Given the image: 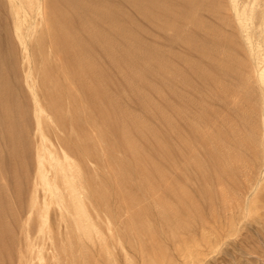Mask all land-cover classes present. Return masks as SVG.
Wrapping results in <instances>:
<instances>
[{"label":"rangeland","instance_id":"obj_1","mask_svg":"<svg viewBox=\"0 0 264 264\" xmlns=\"http://www.w3.org/2000/svg\"><path fill=\"white\" fill-rule=\"evenodd\" d=\"M239 1L0 0V264H264V221L239 226L222 202L251 182L264 217V0Z\"/></svg>","mask_w":264,"mask_h":264},{"label":"bare ground","instance_id":"obj_2","mask_svg":"<svg viewBox=\"0 0 264 264\" xmlns=\"http://www.w3.org/2000/svg\"><path fill=\"white\" fill-rule=\"evenodd\" d=\"M238 1H239V0H238ZM241 2H242V5H241V6H242V9H241V11H243V12H245V13H248V12H249L250 15H253L252 13H250V12L253 10V9H251V8L253 7L252 4L257 3L258 0H243V1L241 0ZM25 3H26V2H25ZM239 3H240V1H239ZM231 4H232V3L230 2V5H231ZM257 4H258V3H257ZM257 4H256V6H258ZM237 5H238V4H237ZM260 5H261V4H260ZM13 6H14V5H13ZM235 6H236V5H235ZM30 8H31V7H30ZM260 8H261V7H260ZM260 8H259V9H260ZM262 8H263V7H262ZM217 9H218V8H217ZM259 9H258V10H259ZM38 10H39V9H38ZM235 10H236V9H235ZM258 10H256V11H258ZM21 11H22V10H21ZM232 11H233V10H232ZM256 11H255V13H256ZM222 12H223V11H222ZM245 13H244V14H245ZM260 13H261V12H260ZM35 14H36V13H35ZM234 14H236V11L234 12ZM239 14H240V13H239ZM38 15H39V14H38ZM261 15H262V14H261ZM14 16H15V15H14ZM235 16H236V15H235ZM242 16H243V15H242ZM259 16H260V14H259ZM259 16H258V17H259ZM225 17H226V16H225ZM225 17H224V19H225ZM246 17H247V16H246ZM263 17H264V16H263ZM250 18H251V17H250ZM250 18H249V19H250ZM21 19H22V18H21ZM235 19H236V18H235ZM31 20H32V19H31ZM237 20H238V19H237ZM237 20H236V22H237ZM247 20H248V19H247ZM220 21H221V19H220ZM239 21H240V20H239ZM248 21H249V20H248ZM252 21H253V20H252ZM258 21H259V20H258ZM263 21H264V20H263ZM240 22H242V20H241ZM245 22H246V21H245ZM254 22H255V21H254ZM259 22H260V21H259ZM256 23H257V22H256ZM261 23H262V22H261ZM263 23H264V22H263ZM254 24H255V23H254ZM249 25H250V24H249ZM252 25H253V24H252ZM256 25H257V24H256ZM256 25H255V26H256ZM258 25H259V24H258ZM225 26H226V25H225ZM239 26H240V25H239ZM239 26H238V27H239ZM241 26H242V27L244 28V30H245L246 23H241ZM242 27H241V29H242ZM249 27H250V26H249ZM253 27H254V26H253ZM258 27H259V26H258ZM261 27H262V26H261ZM252 29H253V28H252ZM256 29H257L258 31H260L259 28H256ZM263 29H264V28H263ZM263 29H261V30H263ZM17 30H18V29H17ZM59 30H60V29H59ZM242 30H243V29H242ZM249 30H250V29H249ZM210 31H211V30H210ZM245 31H247V30H245ZM254 31H256V30H254ZM256 32H257V31H256ZM245 33H246V32H245ZM258 33H259V32H258ZM261 33H262V32H261ZM47 34H48V33H47ZM239 35H240V34H239ZM243 35H244V33H243ZM250 35H251V34H250ZM257 35H258V34H257ZM260 35H261V34H260ZM31 36H32V35H31ZM53 36H54V35H53ZM244 36L246 37L247 35H244ZM68 37H69V36H68ZM232 37H233V36H232ZM238 37H239V36H238ZM251 37H252V35H251ZM258 37H259V35H258ZM258 37H257V38H258ZM263 37H264V36H263ZM229 38H230V37H229ZM257 38H256V39H257ZM261 38H262V37H261ZM29 39H30V38H29ZM230 39H231V38H230ZM238 39H239V38H238ZM245 39H246V41H244V43L248 41L247 38H245ZM256 39H255V40H256ZM258 39H259V38H258ZM215 40H216V38H215ZM225 40H226V39H225ZM252 40H253V39H252ZM263 40H264V38L262 39V45H263V43H264ZM212 41H213V40H212ZM220 41H221V40H220ZM228 41H229V39H228L226 42H228ZM29 42H30V41H29ZM233 42H234V41H232V43H233ZM259 42H260V40H259ZM256 43H258V42H256ZM256 43H255V45H256ZM60 44H61V43H60ZM236 44H238V43H236ZM247 44L249 45V43H247ZM239 45H240V43H239ZM248 45H247V46H248ZM255 45H254V46H255ZM58 46H59V45H58ZM58 46H57V47H58ZM226 46H227V45H226ZM236 46H237V45H236ZM242 46H243V45H242ZM259 46H260V45H259ZM259 46H258V47H259ZM220 47H221V46H220ZM238 47H239V46H238ZM250 47H251V46H250ZM256 47H257V46H256ZM263 47H264V46H263ZM212 48H213V46H212ZM223 48H224V47H223ZM246 48H247V47H246ZM234 49H235V48H234ZM237 49H238V48H237ZM247 49H248V48H247ZM249 49H250V48H249ZM238 50H239V49H238ZM241 50H243V48H242ZM258 50H259V48H258ZM263 50H264V49H262V51H263ZM220 51H221V50H220ZM228 51H229V50H228ZM250 51H252V49H251ZM255 51H256V50H254V52H255ZM233 52H234V51H233ZM235 52H236V51H235ZM240 52H241V51H240ZM258 52H259V51H258ZM263 52H264V51H263ZM263 52H262V53H263ZM212 53H213V51H212ZM215 53H216V52H215ZM217 53H218V52H217ZM224 53H225V52H224ZM251 53H252V52H251ZM251 53H250V54H251ZM213 54H214V53H213ZM252 54H253V53H252ZM205 55H206V53H205ZM227 55H228V52H227ZM227 55H226V56H227ZM244 55H245V54H244ZM255 55H256V54H255ZM207 56H209V55H207ZM214 56H215V55H214ZM220 56H221V55H220ZM236 56H237V55H236ZM251 56H252V55H251ZM259 56H260V54H259ZM259 56H258V57H259ZM223 57H224V56H223ZM234 57H235V56H234ZM245 57H246V56H245ZM228 58H229V57H228ZM235 58H236V57H235ZM256 58H257V57H256ZM243 59H244V58H243ZM243 59H242V60H243ZM258 59H259V58H258ZM263 59H264V58H263ZM263 59H262V60H263ZM259 60H260V59H259ZM228 61H229V60H228ZM246 61H247V60H246ZM234 62H235V61H234ZM222 63H223V62H222ZM222 63H221V64H222ZM231 63H232V62H231ZM235 63H236V62H235ZM238 63H239V62H238ZM257 63H259V62H257ZM239 64H240V63H239ZM249 64H250V63H249ZM255 64H256V61H255ZM259 64H262V63H259ZM259 64H258L257 66H259ZM241 65H242V63H241ZM241 65H240V66H241ZM246 65H247V64H246ZM222 66H224V65L222 64ZM234 66H235V65H234ZM240 66H238V67H240ZM243 66H244V68H245V65H243ZM249 67H250V65H249ZM218 68H219V67H218ZM229 68H230V67H229ZM231 68H232V67H231ZM252 68H253V66H252ZM256 68H257V67H256ZM259 68H260V67H259ZM261 68H262V67H261ZM224 69H225V68H224ZM224 69H223V70H224ZM235 69H236V67H235ZM253 69H254V68H253ZM236 70H237V69H236ZM239 70H240V69H239ZM247 70H248V67H247ZM254 70H255V69H254ZM261 70H262V69H261ZM261 70H260V72H258L259 74H258L257 76H258V79H259L260 83H261L262 86H263V87L261 86V88H264V70H262V71H261ZM251 71H252V70H251ZM234 73H235V72H234ZM243 73H244V72H243ZM249 73H250V72H249ZM255 73H256V72H255ZM228 74H229V73H228ZM238 74H239V72H238ZM238 74H237V75H238ZM218 75H219V73H218ZM242 75H243V74H241V76H242ZM250 75L253 76L252 74H250ZM231 76H232V74H231ZM246 76H249V75H246ZM227 77H229V76H227ZM237 77H238V76H237ZM253 78H254V77H253ZM227 79H228V78H227ZM241 79H242V78H241ZM247 79H248V77H247ZM249 79H250V78H249ZM228 80H230V79H228ZM239 80H240V79H239ZM222 81H223V80H222ZM225 81H226V80H225ZM235 81H236V80H235ZM246 81H247V80H246ZM242 82H244V81H242ZM226 83H227V82H226ZM231 83H232V82H231ZM248 83H249V82H248ZM256 83H257V82H256ZM221 84H222V83H221ZM233 84H235V83H233ZM245 84H246V83H245ZM245 84H244V85H245ZM33 85H34V84H33ZM223 85H224V84H223ZM225 85H226V84H225ZM227 85H228V84H227ZM244 85H243V86H244ZM248 85H249V84H248ZM230 86H231V85H230ZM219 87H220V86H219ZM222 87H223V86H222ZM222 87H221V89H222ZM227 87H228V86H227ZM238 87H239V86H238ZM240 87H241V85H240ZM244 87H245V86H244ZM253 88H254V87H253ZM261 88H260V89H261ZM221 89H220V90H221ZM258 89H259V87H258ZM234 90H235V89H234ZM247 90H248V89H247ZM250 90H251V89H250ZM31 91H32V90H31ZM222 91H223V90H222ZM231 91H232V87H231ZM236 91H237V90H236ZM236 91H235V92H236ZM255 91H256V90H255ZM258 91L260 92V90H258ZM242 92H244V91L242 90ZM242 92L240 91V94H241ZM220 93H221V92H220ZM249 93H250V92H249ZM251 93H252V91H251ZM261 93H262V92H261ZM255 94H256V93H255ZM234 95H235V94H234ZM237 95H238V93H237ZM258 95H259V93H258ZM243 96H244V95H243ZM247 96H248V94H247ZM250 96H251V94H250ZM252 96H253V94H252ZM256 96H257V94H256ZM256 96H255V97H256ZM260 96H261V94H260ZM238 97H239V96H238ZM238 97H236V98L238 99ZM253 97H254V96H253ZM223 98H224V96L222 97V99H223ZM236 98H235V100H237ZM245 98H247V97H245ZM257 98H258V97H257ZM258 99H259V98H258ZM258 99H256V100L258 101ZM253 100H255V99H253ZM250 101H252L251 98H250ZM262 101H263V97H262ZM238 102H239V101H238ZM252 102H253V101H252ZM226 103H227V102H226ZM226 103H225V105H226ZM229 103H230V102H229ZM234 103H235V102H234ZM254 103H255V102H254ZM259 103H261V102H259ZM237 104H238V103H237ZM230 105H232V104H230ZM254 105H256V103H255ZM261 105H263V104H261ZM261 105H259V107H258V106H257V107L260 108ZM255 107H256V106H255ZM183 109H184V108H183ZM236 109H237V108H236ZM255 109H256V108H255ZM177 110H178V109H177ZM237 110H238V109H237ZM235 111H236V110H235ZM238 111H239V110H238ZM184 112H185V111H184ZM256 112H257V111H256ZM256 112H255V113H256ZM258 112H259V111H258ZM176 113H178V112H176ZM179 113H180V112H179ZM185 113H186V112H185ZM255 113H254V114H255ZM260 113H261V112L257 113L256 115H258V114H260ZM263 113H264V111H263ZM182 114H184V113H182ZM237 114H238V113H237ZM181 116H182V115H181ZM252 116H253V115H252ZM252 116H251V117H252ZM257 117H258V116H257ZM260 117H262V115H261ZM245 118H247V117H245ZM262 118H263V117H262ZM262 118H261V119H262ZM241 119H244V118H241ZM248 119H249V118H248ZM252 119L254 120V118H252ZM252 119H251V122H252ZM256 119H257V118H256ZM261 119H260V120H261ZM263 119H264V118H263ZM242 121H243V120H242ZM244 121H245V120H244ZM244 121H243V122H244ZM246 121H247V119H246ZM255 121H256V120H255ZM261 121H262V120H261ZM261 121H260L259 123H261ZM251 122H250V123H251ZM246 123L249 124L248 122H246ZM253 123H254V122H253ZM253 123H251V124L255 126L256 124H253ZM255 123H257V121H256ZM244 124H245V122H244ZM247 124H246V125H247ZM251 124H249V125H251ZM257 124H258V123H257ZM260 125H261V126H260ZM258 126L262 127L261 129L264 130V129H263L264 126H263L262 124H259ZM256 127H257V126H256ZM250 128H251V127H250ZM258 128H259V127H258ZM248 129H249V127H248ZM259 129H260V128H259ZM250 130H251V129H250ZM262 130H261V131H262ZM253 132H254V130H253ZM262 133H263V132H262ZM263 134H264V133H263ZM262 136H264V135H262ZM250 137H252V136H250ZM254 137H255V136H254ZM256 138H257V137H256ZM263 138H264V137H263ZM257 139H258V138H257ZM251 141H254V140L251 139ZM259 141H260V142H261V141L263 142L264 140H261V139H260ZM257 142H258V140H257ZM260 142H258L259 145L261 144ZM255 143H256V139H255L254 144H255ZM254 144H253V145H254ZM249 145H250V142H249ZM249 145H246V146L249 147ZM261 145L264 146V144H261ZM257 146H258V144H257ZM48 147H49V146H48ZM253 147H254V146H253ZM253 147L250 145V149L253 148ZM42 148H43V147H42ZM255 148H256V147H255ZM259 148H261V146H260ZM259 148H258V149H259ZM241 149H242V148H241ZM244 149H247V147H246V148L244 147ZM250 149H249V150H250ZM258 149H257V150H258ZM262 149H264V148H262ZM257 150H256L255 152H257ZM260 150H261V149H260ZM253 151H254V150H253ZM253 151H251V152H253ZM263 151H264V150H263ZM53 152H54V150H53ZM240 152H241V151H240ZM240 152H239V153H240ZM251 152L248 151V154L251 153ZM260 152H261V151H260ZM63 153H64V152H63ZM246 153H247V151H246ZM258 153H259V152H258ZM258 153H257V155H258ZM263 153H264V152H263ZM263 153H262V154H263ZM46 154H47V153H46ZM50 154H51V153H50ZM252 154H253V153H252ZM252 154H251V155H252ZM260 154H261V153H260ZM260 154H259L258 156H260ZM237 155H239V154H237ZM241 155H242V153H241ZM241 155H240V157H241ZM245 155H246V154H245ZM249 155H250V154H249ZM252 156H253V155H252ZM262 156H263V155H262ZM46 157H47V156H46ZM61 157H62V156H61ZM238 157H239V156H238ZM246 157H247V156H246ZM242 158H243V157H242ZM257 158L260 159V157H257ZM39 159H40V158H39ZM42 159H43V158H42ZM49 159H50V158H49ZM61 159H62V158H61ZM63 159H64V157H63ZM246 159H247V158H246ZM248 159H249V158H248ZM253 159H254V157H253ZM57 160H58V159H57ZM239 160H240V159H239ZM242 160H243V159H242ZM244 160H245V158H244ZM244 160H243V161H244ZM71 161H72V160H71ZM229 161H230V160H229ZM229 161H228V163H229ZM231 161H233V160H231ZM231 161H230V162H231ZM243 161H242V163H243ZM58 162H59V161H58ZM67 162H68V158H67ZM235 162H237V160H236ZM235 162H234V163H235ZM239 162H241V161H239ZM239 162H238V163H239ZM244 162L247 163L248 161H244ZM249 162H250V161H249ZM249 162H248V163H249ZM262 162H263V159H262ZM228 163H227V164H228ZM248 163H247V164H248ZM253 163H254V164H259V162H258V163H255L254 161H253ZM253 163H252V164H253ZM263 163H264V162H263ZM66 164H67V163H66ZM68 164H69V163H68ZM72 164H73V163H72ZM225 164H226V162H225ZM227 164H226V166H227ZM231 164H232V167H234L232 162H231ZM235 164H237V163H235ZM39 165H40V164H39ZM43 165H44V164H43ZM45 165H46V164H45ZM45 165H44V166H45ZM47 165H48V163H47ZM50 165L52 166V164H50ZM73 165H75V164H73ZM238 165H239V164H238ZM242 165H243V164H242ZM244 165H246V164L244 163ZM260 165H261V164H260ZM262 165H263V164H262ZM40 166H41V165H40ZM44 166H43V167H44ZM58 166H59V165H58ZM66 166H67V165H66ZM71 166H72V165H71ZM228 166H229V165H228ZM230 166H231V165H230ZM253 166H255V165H253ZM67 167H69V166H67ZM239 167H241V166H239ZM239 167H238V168H239ZM243 167H244V166H243ZM243 167L241 168V170L243 169ZM251 167H252V165H251ZM251 167H249V168L247 167L248 169H247V170H246V169H243V171L246 170V171H248V172H251V171H250V170H251V169H250ZM257 167H258V166H256L255 169H257ZM72 168H73V167H72ZM72 168H71V169H72ZM74 168H75V167H74ZM74 168H73V169H74ZM228 168H229V167H228ZM236 168H237V166H236ZM50 169H52V168L50 167ZM71 169H70V170H71ZM73 169H72V170H73ZM249 169H250V170H249ZM259 169H260V168H259ZM58 170H59V169H58ZM67 170H68V169H67ZM79 170H80V169H79ZM230 170H231V168H230ZM232 170H233V169H232ZM232 170H231V172H233ZM234 170H235V169H234ZM238 170H240V169H238ZM238 170H237V171H238ZM241 170H240V171H241ZM41 171H42V170H41ZM44 171H45V170H44ZM77 171H78V170H76V172H77ZM243 171H241V172H243ZM259 171H260V170H259ZM57 172H58V171H57ZM57 172H56V174H57ZM70 172H72V171H70ZM262 172H264V170H263ZM44 173H45V172H44ZM234 173H236V172H234ZM239 173H240V172H239ZM246 173H247V172H246ZM76 174H77V173H75V175H76ZM78 174H79V173H78ZM242 174H243V173H242ZM244 174H245V173H244ZM248 174H249V173H248ZM250 174H252V173H250ZM258 174H259V173H258ZM222 175H223V174H222ZM226 175H227V174H226ZM228 175H229V173H228ZM228 175H227V177H228ZM254 175H255V174H254ZM261 175H262V174H261ZM46 176H47V175H46ZM78 176H79V175H77L76 177H78ZM242 176H243V175H242ZM258 176H259V175H258ZM43 177H44V176H43ZM52 177H53V176H52ZM59 177H60V176H59ZM72 177H73V175H72ZM197 177H198V176H197ZM197 177H196V178H197ZM225 177H226V176H225ZM233 177H234V176H233ZM239 177H240V176H239ZM247 177H248V175H247ZM249 177H251V175H250ZM254 177H255V176H254ZM188 178H189V177H188ZM190 178H191V177H190ZM194 178H195V177H193V179H194ZM196 178H195V179H196ZM219 178H220V177H219ZM255 178H256V177H255ZM44 179H45V178H44ZM63 179H64V178H63ZM195 179H194V181H195ZM223 179H224V178H223ZM230 179H231V178H230ZM237 179L239 180V178H237ZM249 179H250V178H249ZM39 180H40V179H39ZM41 180H42V178H41ZM187 180H188V179H187ZM235 180H236V179H235ZM252 180H253V179H252ZM261 180H263V179H261ZM45 181H46V180H45ZM49 181H50V180H49ZM65 181H66V180H65ZM197 181H198V179H197ZM199 181H200V180H199ZM199 181H198L197 183H199ZM222 181H224V180H222ZM242 181H243V180H242ZM195 182H196V181H195ZM206 182H207V181H204V183H206ZM232 182H233V181H232ZM260 182H261V181H260ZM40 183H41V182H40ZM191 183H193V181H192ZM200 183H201V182H200ZM221 183H222V182H221ZM223 183H224V182H223ZM223 183H222V185H224ZM238 183L241 184L240 182H238ZM262 183H263V182H262ZM42 184H43V183H42ZM206 184H207V183H206ZM216 184H218V182H217ZM232 184H233V183H232ZM243 184H245V183H243ZM189 185H190V184H189ZM193 185H194V184H193ZM218 185H219V184H218ZM229 185H230V184H229ZM40 186H42V185L40 184ZM169 186H170V185H169ZM191 186H192V184H191ZM194 186H195V185H194ZM220 186H221V185H220ZM232 186H233V185H232ZM237 186H238V185H237ZM245 186H247L248 190L246 191V194H245L246 197L244 196L245 198H243V199H240V198H242V196H241V197L238 196V198H236V200H235V199H234V200L231 199V197H230V198H227L228 196H230V195L227 196V193H229V192H227V193L225 192V195H226V196H225V195H224V197L222 196V197L224 198V200L222 201L223 204H224V207H223V208H224V211H226V210L230 211V210H231L232 214H234L233 216L236 218V219L233 220L232 222H235V223H237V225L242 226V227H243V225H246L247 223H250V222H256V223H259V222L264 221V217L261 216V215H259V213H257V215H253V214H252V209L257 208V206H256L257 204H256V203H257V201H258V200L255 199V197H254L255 190H256L254 184H252L251 182H249V183H247V185H245ZM256 186H257V184H256ZM260 186H261V185H260ZM58 187H59V186H57L56 188H58ZM75 187H76V186H75ZM200 187H202V186H200ZM204 187H205V186H204ZM242 187H243V186H242ZM46 188H48V187H46ZM46 188H45V189H46ZM195 188H196V186H195ZM211 188H212V187H211ZM213 188H216V187H214V185H213ZM213 188H212V190H213ZM218 188H219V186H218ZM222 188H223V187H222ZM224 188H225V187H224ZM230 188H232V187H230ZM230 188H229V189H230ZM257 188H258V187H257ZM262 188H263V186H262ZM48 189H49V188H48ZM60 189H61V188H60ZM79 189H80V188H78V191H79ZM171 189H173V188H171ZM206 189H208V188L206 187ZM236 189H237V188H236ZM58 190H59V189H58ZM69 190H70V189H69ZM69 190H68V191H69ZM167 190H168V189H167ZM169 190H170V189H169ZM176 190H177V189H176ZM215 190H218V189H215ZM222 190H223V189H222ZM225 190H227V189H225ZM260 190H261V189H260ZM45 191H47V190H45ZM203 191H205V190L202 189V193H203ZM228 191H229V190H228ZM263 191H264V190H263ZM74 192H75V191H74ZM169 192H170V191H169ZM174 192H175V191H174ZM195 192H196V191H195ZM213 192H215V191H213ZM213 192H212V194H213ZM220 192H222V191L220 190ZM230 192H232V189H231ZM234 192H235V191H234ZM234 192H233V193H234ZM237 192H238V191H237ZM237 192H236V193H237ZM258 192H259V191H258ZM258 192H257V193H258ZM49 193H50V191H49ZM78 193H79V192H78ZM158 193H159V192H158ZM158 193H157V194H158ZM170 193H171V192H170ZM175 193H176V192H175ZM178 193H179V192H178ZM197 193H198V192H197ZM207 193H208V191H207ZM223 193H224V192H223ZM236 193H235V195H236ZM260 193H261V192H260ZM166 194H167V193H166ZM188 194H189V193H188ZM214 194H215V193H214ZM214 194H213V196H214ZM50 195H51V194H50ZM56 195H57V194H56ZM71 195H72V194H71ZM154 195H155V194H154ZM158 195H159V194H158ZM169 195H170V194H169ZM171 195H172V194H171ZM183 195H184V194H183ZM190 195H192V194H190ZM199 195H200V194H199ZM201 195H203V194H201ZM204 195H206V194L204 193ZM220 195H221V194H220ZM233 195H234V194H233ZM235 195H234V196H235ZM241 195H243V194H241ZM259 195H260V194H259ZM75 196H76V195H75ZM161 196H164L163 199L165 198V195L162 194ZM161 196H160V197H161ZM184 196H185V195H184ZM213 196H212V197H213ZM236 196H237V195H236ZM261 196H263V195H261ZM63 197H64V196H63ZM63 197H62V198H63ZM158 197H159V196H158ZM169 197H170V196H169ZM173 197H174V196H173ZM186 197H187V196H186ZM201 197H202V196H201ZM212 197L210 196V198H212ZM222 197H221V199H223ZM58 198H59V197H58ZM148 198H149V197H148ZM188 198H190V197H188ZM188 198H187V199H188ZM204 198H205V196L202 197V199H204ZM208 198H209V197H208ZM208 198H207V199H208ZM214 198H215V197H214ZM216 198L218 199V197H216ZM232 198H233V197H232ZM263 198H264V197H263ZM72 199H73V198H72ZM142 199H143V198H142ZM158 199H159V198H158ZM173 199H174V198H173ZM177 199H178V198H177ZM179 199H181V198H179ZM185 199H186V198H185ZM192 199H193V198H192ZM196 199H197V198H196ZM199 199L202 201L201 198H199ZM205 199H206V198H205ZM205 199H204V200H205ZM260 199H261V198H260ZM75 200H76V198H75ZM81 200H82V199H81ZM149 200H152V199L149 198ZM154 200H155V197H154ZM169 200H170V199H169ZM208 200H210V199H208ZM155 201H156V200H155ZM175 201H176V200H175ZM193 201H194V200H193ZM212 201H213V202L216 201V202H214L215 204L218 203V202H217L218 200H213V199H212ZM212 201H211L210 203H213ZM219 201H221V200H219ZM260 201H261V200H260ZM142 202H143V201H142ZM146 202H147V201H146ZM162 202H163V201H162ZM180 202H181V201H180ZM189 202H191V201L189 200ZM61 203H62V202H61ZM143 203H144V202H143ZM156 203H157V202H156ZM165 203H166V201H165ZM168 203H170V201H168ZM168 203H167V204H168ZM173 203H175V202H173ZM178 203H179V200H178ZM178 203H176V204L178 205ZM183 203H184V202H183ZM193 203H194V202H193ZM195 203H197V202H195ZM198 203H199V202H198ZM198 203H197V204H198ZM203 203H204V202H203ZM210 203H209V204H210ZM47 204H48V203H47ZM59 204H60V203H59ZM65 204H66V203H65ZM72 204H73V203H72ZM158 204H159V203H158ZM158 204H157V205H158ZM167 204H166V205H167ZM188 204H189V203H188ZM191 204H192V203H191ZM191 204L189 205L190 207H191ZM201 204H202V202H201ZM206 204H207V203H206ZM206 204H205V205H206ZM223 204H222V206H223ZM34 205H35V204H34ZM61 205H62V204H61ZM83 205H84V204H83ZM137 205H138V203H137ZM139 205H140V204H139ZM180 205H181V204H180ZM205 205H204V207H205ZM211 205H212V204H211ZM220 205H221V203H220ZM36 206H38V205H36ZM43 206H45V205L43 204ZM47 206H49V204H48ZM67 206H68V205H67ZM167 206H169V205H167ZM171 206H174V205H171ZM171 206H170V207H171ZM183 206H184V205H183ZM185 206H186V205H185ZM192 206H194V209H196V210L198 209V208L195 207V206H197V205H192ZM201 206H202V205H201ZM201 206H200V207H201ZM34 207H35V206H34ZM84 207H85V206H84ZM137 207H138V206H137ZM137 207H136V209H137ZM148 207H149V206H148ZM150 207H151V206H150ZM163 207H164V206H163ZM175 207H176V205H175ZM206 207H207V206H206ZM209 207H210V206H209ZM216 207H218V206H216ZM39 208H40V207H39ZM61 208H62V207H61ZM153 208H154V207H153ZM155 208H157V207H155ZM164 208H165V210H166V209H168L169 207H168V208H167V207H164ZM177 208H178V207H176V209H177ZM191 208H192V207H191ZM220 208H222V207L219 206V209H220ZM223 208H222L221 211H223ZM37 209H38V208H37ZM85 209H86V208H85ZM160 209H161V208H160ZM199 209H202V210H203V208H199ZM207 209H208V208H207ZM39 210H40V209H39ZM44 210H45V209H44ZM139 210H141V209L139 208ZM142 210H143V209H142ZM177 210H178V209H177ZM181 210H183V209L181 208ZM188 210H189V209H188ZM191 210H192V209H191ZM196 210H195V211H196ZM205 210H206V209H205ZM208 210H209V209H208ZM213 210H214V209H213ZM41 211H42V210H41ZM79 211H80V210H79ZM81 211H83V210H81ZM154 211H155V210H154ZM175 211H176V210H175ZM199 211H200V210H199ZM217 211H218V210H217ZM221 211H220V212H221ZM261 211H262V210H261ZM144 212H146V209H145ZM157 212H158V211H157ZM178 212H179V211H178ZM178 212H177V215L180 214L182 211H181L180 213H178ZM201 212H202V211H201ZM201 212H199V213H200L201 215H203ZM209 212H210V211H209ZM209 212H208V214H209ZM212 212H214V211H212ZM212 212H211V214H210L211 216H213V214H214V213L212 214ZM130 213H131V211H130ZM134 213H135V212H134ZM136 213H137V212H136ZM136 213H135V215H136ZM146 213H148V211H147ZM150 213H151V211H150ZM160 213H162V211H161ZM167 213H168V212H167ZM167 213H165V214H167ZM170 213H171V211H170ZM175 213H176V212H175ZM184 213H185L184 215L187 214L185 210H184ZM191 213H192V212H191ZM194 213H195V212H194ZM205 213H206V212H205ZM217 213H219V212H217ZM221 213H222V212H221ZM225 213H226V212H225ZM227 213H228V212H227ZM253 213H255V212H253ZM38 214H39V212H38ZM44 214H45V211H44ZM81 214H82V213H81ZM157 214H158V213H157ZM163 214H164V213H163ZM188 214H189V211H188ZM197 214H198V212H197ZM197 214H196V215H197ZM200 214H199V215H200ZM222 214H223V213H222ZM229 214H230V213H229ZM83 215H84V214H83ZM83 215H82V216H83ZM149 215H151V214H149ZM149 215H148V216H149ZM158 215H159V214H158ZM160 215H162V214H160ZM173 215H175V214L173 213ZM173 215H172V216H173ZM177 215H176V216H177ZM196 215H195V216H196ZM199 215H198V216H199ZM201 215H200V219H199V218L197 219L198 216H196L195 220H199V221L201 220V221H200L201 224H199V222H198V225H199V226L201 225L200 228H203V230H206V229H204V228H205L206 225H207L206 223H209L210 220H206V219L202 218ZM204 215H205V214H204ZM223 215H225V214H223ZM223 215H222V216H223ZM235 215H236V216H235ZM41 216H42V215H41ZM43 216H44V215H43ZM90 216H91V215H90ZM153 216H154V215H153ZM153 216H152V217H153ZM156 216H157V215H156ZM164 216H165V215H164ZM189 216H190V215H189ZM189 216H188V217H189ZM192 216H193V215H192ZM192 216H191V217H192ZM208 216H209V215H208ZM208 216H207V217H208ZM211 216H210V217H211ZM214 216H215V215H214ZM217 216H219V215H217ZM226 216H228V215H225L224 217H226ZM229 216H230V215H229ZM231 216H232V215H231ZM44 217H45V216H44ZM83 217H84V216H83ZM83 217H81V218L84 220L85 218H83ZM142 217H144V216L142 215ZM154 217H155V216H154ZM154 217H153V218H154ZM158 217H159V216H158ZM166 217H167V216H166ZM173 217H174V216H173ZM178 217H179V216H178ZM178 217H177V218H178ZM183 217L185 218V217H187V216H183ZM90 218H92V217H90ZM136 218H137V216H136ZM140 218H141V217H140ZM144 218H146V217H144ZM144 218H143V221H144ZM150 218H151V217H150ZM160 218H162V217H160ZM164 218H165V217H164ZM168 218H169V217H168ZM192 218H193V217H192ZM208 218H209V217H208ZM222 218H223V217H222ZM40 219H43V218H40ZM47 219H48V218H47ZM79 219H80V217H79ZM93 219H94V218H93ZM93 219H92V220H93ZM127 219H128V218H127ZM129 219H130V218H129ZM131 219H132V217H131ZM133 219H134V218H133ZM174 219H176V218H174ZM178 219H180V217H179ZM213 219H214V221H215V218H214V217H213ZM213 219H212V222H213ZM225 219H226V218H224V221H225ZM231 219H232V218H231ZM83 220H82V221H83ZM147 220H148V219H147ZM147 220L145 219V221H147ZM165 220H166V219H165ZM171 220H172V218H171ZM176 220H177V219H176ZM182 220H183V219H182ZM228 220H229V222L231 221L230 219H228ZM87 221H88V219H87ZM87 221H85V222H87ZM90 221H91V220H90ZM162 221H164V220H162ZM172 221H173V220H172ZM218 221H219V220H218ZM224 221H223V222H224ZM79 222H80V221H79ZM137 222H138V221H137ZM159 222H160V219H159ZM159 222H158V223H159ZM175 222H177V221H175ZM179 222H181V221H179ZM192 222H193V220H191L190 224H191ZM219 222H221V220H220ZM219 222H217V223H219ZM43 223H44V222H43ZM81 223H82V222H81ZM83 223H84V222H83ZM92 223H93V222H92ZM94 223H95V222H94ZM111 223H112V221H111ZM132 223H133V221H132ZM140 223H141V222H140ZM149 223H150V221H149ZM182 223H183V222H182ZM186 223H187V221H186ZM210 223H211V222H210ZM210 223H209V224H210ZM213 223H214V222H213ZM238 223H239V224H238ZM97 224H98V223H97ZM123 224H124V223H123ZM143 224H144V223H143ZM150 224H151V223H150ZM175 224H176V223H175ZM180 224H181V223H180ZM187 224H188V223H187ZM187 224H186V225H187ZM211 224H212V223H211ZM214 224H216V223H214ZM214 224H213V225H214ZM220 224H221V223H220ZM227 224H228V223H227ZM227 224H226V226H228ZM229 224H230V223H229ZM260 224H261V223H260ZM87 225H89V224H87ZM99 225H100V224H99ZM107 225H108V224H107ZM131 225H132V224H131ZM153 225H154V224H153ZM159 225H160V224H159ZM183 225H184V224H183ZM191 225H192V224H191ZM191 225H190V228H191ZM95 226H96V225H95ZM109 226H110V225H109ZM115 226H116V225H115ZM129 226H130V225H129ZM145 226H146V224H145ZM166 226H168V225H166ZM171 226H173V225L171 224ZM184 226H185V225H184ZM192 226H193V225H192ZM210 226H211V225H210ZM218 226H219V224H218ZM223 226H224V223H223ZM232 226H233V224H232ZM87 227H88V226H86L85 228H87ZM139 227H140V226H139ZM143 227H144V226H143ZM147 227H148V226H147ZM149 227H150V226H149ZM149 227H148V229H149ZM175 227H176V226H175ZM177 227H178V226H177ZM177 227H176V228H177ZM179 227H180V225H179ZM187 227H189V226H187ZM187 227H186V228L183 227V228L187 229ZM194 227H197V224H195ZM207 227H208V226H207ZM229 227H230V226H229ZM235 227H236V226H235ZM96 228H97V226H96ZM114 228H115V227H114ZM121 228L124 229L123 227H121ZM131 228H132V227H131ZM145 228H146V227H145ZM165 228H166V227H165ZM167 228H168V227H167ZM171 228H172V227H171ZM209 228H211V227H209ZM93 229H94V228H93ZM148 229H147V230H148ZM151 229H152V227H151ZM151 229H150V230H151ZM173 229H174V227H173ZM179 229H180V228H179ZM214 229H215V228H214ZM217 229H219V227H218ZM223 229H224V228H223ZM227 229H228V227H227ZM102 230H103V229H102ZM109 230H110V229H109ZM117 230H118V229H117ZM134 230H135V228H134ZM162 230H163V229H162ZM169 230H170V227H169ZM192 230H194V229L192 228ZM195 230H196V229H195ZM199 230H200V229H199ZM203 230H200V231L198 232V234H202L201 231H203ZM219 230H220V229H219ZM225 230H226V229H225ZM233 230H234V228H233ZM105 231H107V230H105ZM130 231H131V230H130ZM143 231H144V230H143ZM152 231H153V230H152ZM167 231H168V230H166V233H167ZM176 231H177V230H176ZM182 231H183V230H182V227H181V232H182ZM186 231H187V230H186ZM186 231H185V232H186ZM197 231H198V229H197ZM209 231H213V229H212V230L210 229ZM209 231H208V232H209ZM214 231H215V230H214ZM226 231H229V230H226ZM226 231H224V232L226 233ZM94 232H95V231H94ZM128 232H129V231H128ZM128 232H127V233H128ZM131 232H132V231H131ZM134 232H135V231H134ZM148 232H149V231H148ZM156 232H157V231H156ZM160 232H161V231H160ZM183 232H184V231H183ZM189 232H190V231H189ZM191 232L193 233V231H191ZM194 232H195V231H194ZM215 232H216V231H215ZM230 232H231V231H230ZM237 232H238V231H237ZM90 233H91V231H90ZM95 233H96V232H95ZM150 233H151V232H150ZM153 233H154V232H153ZM169 233H171V232L169 231ZM186 233H187V232H186ZM186 233H184V234H186ZM210 233H211V232H210ZM225 233H223V234H225ZM123 234H124V233H123ZM174 234H176V233H174ZM184 234H183V235H184ZM187 234H188V233H187ZM195 234H196V232H195ZM198 234H197V235H198ZM205 234H207V233H205ZM214 234H215V233H214ZM223 234L221 233V236H222ZM90 235H91V234H90ZM96 235H97V234H96ZM108 235H109V234H108ZM149 235H152V234H149ZM158 235H159V234H158ZM163 235H164V234H163ZM167 235H168V233H167ZM176 235H177V234H176ZM189 235H192V234H189ZM208 235H209V234H208ZM212 235H213V234H211V236H212ZM229 235H230V234H229ZM233 235H234V234H233ZM98 236H99V235H98ZM98 236H97V238H98ZM100 236H101V235H100ZM110 236H111V235H110ZM110 236H109V237H110ZM112 236H113V234H112ZM142 236H143V235H142ZM171 236H172V234H171ZM186 236H187V235H186ZM194 236H195V235H194ZM202 236H203V234H202ZM204 236H206V235H204ZM204 236H203V237H204ZM216 236H217V235H216ZM221 236H219V237L221 238ZM223 236H224V235H223ZM90 237H91V236H90ZM127 237H128V236H127ZM133 237H134V236H133ZM145 237H146V236H145ZM152 237H154V236H152ZM176 237H177V236H176ZM178 237H180V235H178ZM178 237H177V238H178ZM188 237H190V236H188ZM230 237H231V236H230ZM262 237H263V236H262ZM91 238H92V237H91ZM101 238H102V237H101ZM121 238H122V237H121ZM147 238H148V236H147ZM157 238H158V237H157ZM170 238H171V237H170ZM177 238H175V239H177ZM194 238H196V237H194ZM209 238H210V237H209ZM215 238H216V237H215ZM215 238H214V241H215ZM217 238H218V237H217ZM223 238H224V237H223ZM223 238H221V240H224ZM95 239H96V238H95ZM111 239H112V238H111ZM115 239H117V238H115ZM143 239H144V238H143ZM173 239H174V238H173ZM173 239H171V240H173ZM179 239H180V238H179ZM181 239H185V238H181ZM191 239H192V238L190 237V240H191ZM201 239H202V238H201ZM206 239H207V238H206ZM210 239H211V238H210ZM232 239H233V238H232ZM255 239H256V238H255ZM109 240H110V239H109ZM122 240H123V239H122ZM124 240H125V239H124ZM127 240L129 241V239H127ZM151 240H152V239H151ZM151 240H150V242L152 243ZM155 240H156V239H155ZM166 240H167V239H166ZM187 240H189V238H188ZM187 240H184V241H186V244L188 245ZM193 240H196V239H193ZM193 240H192V241H193ZM233 240H234V239H233ZM238 240H239V239H238ZM90 241H93V240H90ZM98 241H99V240H98ZM117 241H118V240H117ZM117 241H115V242H117ZM119 241H120V240H119ZM137 241H138V240H137ZM137 241H136V242H137ZM146 241L149 243V240H146ZM164 241H165V240H164ZM184 241H183V242H184ZM206 241H207V240H206ZM206 241H204V242H205V245H206ZM209 241H210V240H209ZM214 241H213V242H214ZM249 241H250V240H249ZM99 242H100V241H99ZM111 242H112V241H111ZM144 242H145V241H144ZM159 242H160V241H159ZM159 242H158V243H159ZM161 242H162V241H161ZM173 242H174V241H173ZM175 242H176V241H175ZM175 242L173 243V244H174V247L177 245ZM180 242H181V241H180ZM183 242H182V244L185 245ZM193 242H194V241H193ZM193 242H192V245H193ZM195 242H196V241H195ZM220 242H222V241H220ZM108 243H109V242H108ZM153 243H154V242H153ZM155 243H156V242H155ZM177 243L180 244L178 241H177ZM201 243H202V241H201ZM209 243H210V242H209ZM92 244H93V243H92ZM105 244H107V243H105ZM117 244H119V243H117ZM117 244H116V245H117ZM121 244H122V243H121ZM134 244H135V243H134ZM136 244H137V243H136ZM138 244H139V243H138ZM140 244H141V243H140ZM182 244H180V245H182ZM190 244H191V243H190ZM251 244H252V243H251ZM256 244H257V243H256ZM93 245H94V244H93ZM96 245H97V244H96ZM113 245H114V244H113ZM116 245H115V247H116ZM145 245H146V244H145ZM164 245H165V244H164ZM187 245H186V247H187ZM192 245H191L190 247H192ZM198 245H199V244H198ZM201 245H202V244H201ZM218 245H220V243L217 244V246H218ZM237 245H238V244H237ZM94 246H95V245H94ZM100 246H102V245H100ZM138 246H140V245H138ZM146 246H147V245H146ZM213 246H214V244H213ZM102 247H103V246H102ZM109 247H110V246H109ZM109 247H108V248H109ZM153 247H154V246H153ZM157 247H158V246H157ZM159 247H160V246H159ZM172 247H173V245H172ZM177 247L179 248L178 245H177ZM198 247H199V246H198ZM247 247H248V246H247ZM91 248H95V247H91ZM97 248H98V247H97ZM122 248H123V247H122ZM151 248H152V247H151ZM151 248H150V250L153 252L154 249H151ZM154 248H155V247H154ZM164 248H165V247H164ZM164 248H163V249H164ZM175 248H176V247H175ZM188 248H189V245H188ZM188 248H187V249H188ZM219 248H220V247H219ZM104 249L106 250V252H104V254H105V255H106V253L108 254L106 247H105ZM116 249H118V248H116ZM140 249H143V247H142V248L140 247L139 250H140ZM145 249H146V248H145ZM158 249H159V248H158ZM160 249H161V248H160ZM172 249H173V248H172ZM176 249H177V248H176ZM176 249H174V250H176ZM214 249H215V248H214ZM254 249H255V248H254ZM94 250H95V249H94ZM109 250H110V249H109ZM119 250H120V248H119ZM123 250H124V249H123ZM181 250H182V248H181ZM189 250H190V248H189ZM195 250H196V248H195ZM206 250H207V249H206ZM91 251H92V250H91ZM103 251H104V250H103ZM111 251H112V250H111ZM120 251H121V250H120ZM131 251H132V249H131ZM141 251H142V250H141ZM146 251H147V250H146ZM154 251H155V250H154ZM168 251H169V250H168ZM182 251H183V250H182ZM197 251H199V250H197ZM215 251H216V249H215ZM253 251H254V250H253ZM95 252H96V250H95ZM114 252H115V251H114ZM118 252H119V251H118ZM121 252H122V251H121ZM123 252H125V251H123ZM123 252H122V254H123ZM157 252H158V250H157ZM159 252H161V250H160ZM163 252H164V251H163ZM171 252H172V251H171ZM173 252H174V251H173ZM176 252H177V250H176ZM183 252H184V251H183ZM190 252H191V251H190ZM200 252H201V250H200ZM200 252H198V253H200ZM204 252H206V251H204ZM97 253H98V252H97ZM100 253H101V252H100ZM110 253H111V252H110ZM112 253H113V252H112ZM146 253H148V252H146ZM146 253H145V254H146ZM164 253H165V252H164ZM187 253H189V251H188ZM102 254H103V253H102ZM115 254H116V253H115ZM145 254L143 253V258H144V257L146 258V255H145ZM155 254H156V253H155ZM158 254H159V253H158ZM175 254H177V253H175ZM192 254H193V252H192ZM196 254H197V253H196ZM201 254H202V253H200V256H199V257H202V256H203V255L201 256ZM205 254H206V253H205ZM205 254H204V255H205ZM216 254H217V253H216ZM242 254H243V253H242ZM244 254H245V253H244ZM105 255H104V256H105ZM123 255H124V254H123ZM128 255H129V254H128ZM130 255H131V254H130ZM136 255H137V254H136ZM140 255H142L141 252H140ZM151 255L153 256V253H152ZM162 255H163V254H162ZM162 255H161V256H162ZM164 255H166V253H165ZM177 255H178V254H177ZM177 255H176V257H177ZM181 255H182V254H181ZM97 256L99 257L98 254H97ZM109 256H110V255H109ZM115 256H116V255H115ZM119 256H120V255H119ZM124 256H125V255H124ZM152 256H151V257H152ZM171 256H172V255H171ZM187 256H188V254H187ZM214 256H215V255H214ZM245 256H246V255H245ZM107 257H108V256H107ZM154 257H155V256H154ZM164 257H165V256H164ZM180 257H182L183 260L186 259V258H184L185 256H180ZM195 257H196V256H195ZM55 258H56V257H55ZM60 258H61V257H60ZM65 258H66V257H65ZM105 258H106V257H105ZM114 258H115V257H114V254H113V256L111 255V259H114ZM116 258H117V257H116ZM125 258H126V257H125ZM135 258H136V257H135ZM135 258H133V259H135ZM162 258H163V256H162ZM177 258H178V257H177ZM187 258H188V257H187ZM189 258H190V256H189ZM191 258H192V256H191ZM191 258H190L189 260H192L194 257H193L192 259H191ZM236 258H237V257H236ZM53 259H54V257H53ZM56 259H57V258H56ZM56 259H54V260H56ZM92 259H94V261H95V258H92ZM129 259H130V258H129ZM133 259H131V262H132ZM155 259H156V258H155ZM179 259H180V258H179ZM196 259H197V257H196ZM196 259H195V260H196ZM199 259H200V258H199ZM227 259H228V258H227ZM61 260H63V259H61ZM101 260H102V259H101ZM105 260H107V259H105ZM108 260H109V259H108ZM116 260H117V259H116ZM146 260H147V259H146ZM148 260H149V258H148ZM160 260H161V259H160ZM230 260H231V259H230ZM51 261H52V260H51ZM111 261H112V260H111ZM111 261H110V263H111ZM113 261H115V259H114ZM125 261L127 262V260H125ZM143 261H144V260H143ZM156 261H157V259H156ZM174 261H175V260H174ZM197 261H198V260H197ZM238 261H239V260H238ZM95 262H96V261H95ZM95 262H94V263H95ZM103 262H104V261H103ZM133 262H134V261H133ZM166 262H167V261H166ZM171 262H173V261H171ZM171 262H170V264H171ZM177 262H178V261H177ZM181 262L183 263L184 261H182V259H181ZM181 262H180V263H181ZM185 262H186V261H185ZM198 262H199V261H198ZM201 262H202V259L200 260L199 263H201ZM222 262H223V261H222ZM235 262H236V261H235ZM57 263H58V262H57ZM61 263H62V261H61ZM92 263H93V262H92ZM128 263H130V262H128ZM134 263H135V262H134ZM147 263H149V262H147ZM151 263H152V262H151ZM157 263H158V262H157ZM175 263H176V262H175ZM191 263H192V262H191ZM191 263H189V264H191ZM194 263H195V262H194ZM220 263H221V262H220ZM223 263H224V262H223ZM228 263H229V262H228ZM108 264H109V263H108ZM118 264H119V263H118ZM132 264H133V263H132ZM173 264H174V263H173ZM176 264H177V263H176ZM192 264H193V263H192ZM201 264H202V263H201ZM224 264H225V263H224Z\"/></svg>","mask_w":264,"mask_h":264}]
</instances>
